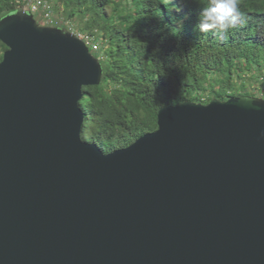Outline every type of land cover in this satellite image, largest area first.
Returning a JSON list of instances; mask_svg holds the SVG:
<instances>
[{
  "label": "water",
  "instance_id": "water-1",
  "mask_svg": "<svg viewBox=\"0 0 264 264\" xmlns=\"http://www.w3.org/2000/svg\"><path fill=\"white\" fill-rule=\"evenodd\" d=\"M0 264H264V98L184 100L104 152L103 65L24 6L0 18Z\"/></svg>",
  "mask_w": 264,
  "mask_h": 264
},
{
  "label": "trees",
  "instance_id": "trees-1",
  "mask_svg": "<svg viewBox=\"0 0 264 264\" xmlns=\"http://www.w3.org/2000/svg\"><path fill=\"white\" fill-rule=\"evenodd\" d=\"M42 1L55 4L52 13L62 6L67 21L80 19L79 34L99 37L101 48H89L103 65V80L83 88L79 105L85 113L82 139L104 152L156 130L163 106L255 96L242 91L247 73L254 79L261 74L264 84V0H240L243 19L223 41L196 28L205 0ZM24 4L0 0V18Z\"/></svg>",
  "mask_w": 264,
  "mask_h": 264
},
{
  "label": "clouds",
  "instance_id": "clouds-1",
  "mask_svg": "<svg viewBox=\"0 0 264 264\" xmlns=\"http://www.w3.org/2000/svg\"><path fill=\"white\" fill-rule=\"evenodd\" d=\"M242 19L240 0H205L196 28L201 33L212 31L218 40L223 41L228 38V29L234 28ZM260 135L264 138V131Z\"/></svg>",
  "mask_w": 264,
  "mask_h": 264
},
{
  "label": "rangeland",
  "instance_id": "rangeland-1",
  "mask_svg": "<svg viewBox=\"0 0 264 264\" xmlns=\"http://www.w3.org/2000/svg\"><path fill=\"white\" fill-rule=\"evenodd\" d=\"M34 1H36V0H25V4L23 5L25 8H28V4L29 3H31V2H34ZM46 2V1H45ZM46 4L47 5H49V6H51V7H53V6H55V4L52 2V3H50V2H46ZM54 9V8H53ZM53 13L54 14H56L57 16H59L60 18H61V21L62 22H67L68 24V29L69 30H71V31H73V32H75V33H78V28L80 27V26H82V22L80 21V19H77V18H74V19H72L71 21H67V17H66V14H65V12H64V10H63V8H62V6H57V7H55V9L53 10ZM43 14H44V11H39V12H36V13H34V16H35V18L38 20V22L39 23H41V24H44V23H47L48 24V21L46 20V18H45V16H43ZM46 24V25H47ZM67 27V26H66ZM79 34V33H78ZM81 35L84 37V38H86L87 37V33H83V32H81ZM99 37H92V38H88V40H89V42H91V43H93L94 42V44H97V46L98 47H100L101 45H100V42H99V39H98ZM93 41V42H92ZM101 48V47H100ZM92 52H93V54L95 55V56H97L98 54H97V52L96 51H93V50H91ZM3 52L4 51H0V54L2 53L3 54ZM1 61V60H0ZM262 75L261 74H259V75H257V77L254 79L251 75H250V73H247L246 75H245V77H244V80H243V82H244V88H243V90L242 91H245V90H247V91H251L252 93H254L255 94V96L257 95L258 97H263L264 98V91H263V87H264V84H263V80L261 79L262 77H261ZM236 80H237V82H240L242 79L241 78H239V77H236ZM234 93L236 94L237 93V91H234ZM233 94V93H232ZM191 101H193V100H191ZM204 104H206V103H204Z\"/></svg>",
  "mask_w": 264,
  "mask_h": 264
},
{
  "label": "built area",
  "instance_id": "built-area-1",
  "mask_svg": "<svg viewBox=\"0 0 264 264\" xmlns=\"http://www.w3.org/2000/svg\"><path fill=\"white\" fill-rule=\"evenodd\" d=\"M30 10L31 13H36V12H39V11H44V14L43 16H45L46 20L48 21V24L47 25H53V26H59V24H68L67 22H62L61 21V18L59 17H54L53 13L50 12V7L49 5L46 4V2L42 1V0H36L34 2H31L28 4V8ZM85 42L88 46L92 45V48L94 50H97L98 49V46L97 44H92L91 42H89L88 40V36L86 38H84L81 34H78ZM90 39V38H89ZM263 91H264V87L262 88Z\"/></svg>",
  "mask_w": 264,
  "mask_h": 264
}]
</instances>
